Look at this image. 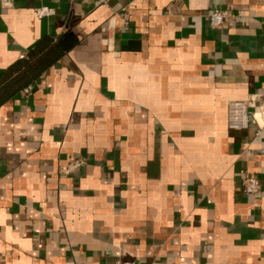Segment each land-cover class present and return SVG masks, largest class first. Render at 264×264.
I'll use <instances>...</instances> for the list:
<instances>
[{
    "label": "crops",
    "instance_id": "0c3cea01",
    "mask_svg": "<svg viewBox=\"0 0 264 264\" xmlns=\"http://www.w3.org/2000/svg\"><path fill=\"white\" fill-rule=\"evenodd\" d=\"M3 88L0 264H264V0H0Z\"/></svg>",
    "mask_w": 264,
    "mask_h": 264
},
{
    "label": "built area",
    "instance_id": "2783aa9c",
    "mask_svg": "<svg viewBox=\"0 0 264 264\" xmlns=\"http://www.w3.org/2000/svg\"><path fill=\"white\" fill-rule=\"evenodd\" d=\"M108 0H102L106 2ZM56 12L55 8L50 6H41L34 10V14L38 18H44L54 15ZM235 15L228 10H214L207 15V19L213 27L220 28L226 22H228ZM32 87L29 86L25 89L27 94L30 93ZM228 126L233 129H244L250 126L256 127V134H261L264 129V106H259L255 109L248 101L234 100L228 105ZM83 160L74 159L72 160L67 171L72 172L83 164ZM243 188L244 191L249 194L256 196L261 191L260 179L245 171L243 176ZM115 264H140L138 262H128V261H117Z\"/></svg>",
    "mask_w": 264,
    "mask_h": 264
},
{
    "label": "trees",
    "instance_id": "16d2710c",
    "mask_svg": "<svg viewBox=\"0 0 264 264\" xmlns=\"http://www.w3.org/2000/svg\"><path fill=\"white\" fill-rule=\"evenodd\" d=\"M25 65L26 66V79H25V82H24V85H27V84H30L32 82V79L33 77H35L36 73L31 77L29 78L28 76H30L28 74V72H32V66L33 64L30 63V61L28 60H24V62H19L18 63V67L19 66H23ZM15 68V66H14ZM12 70V68H10V71ZM15 90H5V88L1 89L0 90V103H2L3 101H5L10 95H12L14 93Z\"/></svg>",
    "mask_w": 264,
    "mask_h": 264
}]
</instances>
